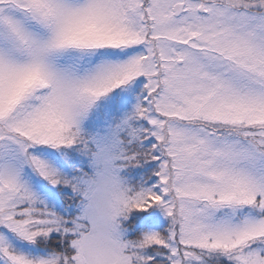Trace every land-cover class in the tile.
Wrapping results in <instances>:
<instances>
[{
	"label": "snow or ice",
	"instance_id": "obj_1",
	"mask_svg": "<svg viewBox=\"0 0 264 264\" xmlns=\"http://www.w3.org/2000/svg\"><path fill=\"white\" fill-rule=\"evenodd\" d=\"M0 264H264V0H0Z\"/></svg>",
	"mask_w": 264,
	"mask_h": 264
}]
</instances>
